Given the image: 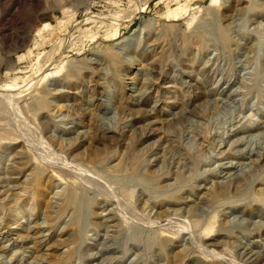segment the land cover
<instances>
[{"label": "rangeland", "instance_id": "rangeland-1", "mask_svg": "<svg viewBox=\"0 0 264 264\" xmlns=\"http://www.w3.org/2000/svg\"><path fill=\"white\" fill-rule=\"evenodd\" d=\"M0 162V264H264V0H0Z\"/></svg>", "mask_w": 264, "mask_h": 264}, {"label": "bare ground", "instance_id": "bare-ground-1", "mask_svg": "<svg viewBox=\"0 0 264 264\" xmlns=\"http://www.w3.org/2000/svg\"><path fill=\"white\" fill-rule=\"evenodd\" d=\"M88 34H89V33H88ZM87 38H88V37H87ZM63 44H64V43H63ZM48 59H49V58H48ZM43 67H44V66H43ZM40 69H41V68H39V70H40ZM40 72H42V71H40ZM38 73H39V72H38ZM36 74H37V73H36ZM45 74H46V73H45ZM45 74L41 76V79H39V83L43 82L44 78L47 76V75H45ZM38 76H39V75H38ZM34 78H35V77H34ZM34 78H33V79H34ZM36 78H38V77H36ZM34 80H35V79H34ZM34 80H33V81H34ZM33 81H32V82H33ZM36 81H37V80H36ZM37 82H38V81H37ZM32 84H34V83H32ZM28 85H30V84H28ZM30 86H31V85H30ZM17 87H18V86H17ZM27 87H28V86H27ZM9 90H10V88H9ZM11 90H12V89H11ZM13 91H15V90H13ZM19 91L21 92V89H20ZM11 92H12V91H11ZM22 92H23V89H22ZM14 93H15V92H14ZM14 93H12V95H13ZM22 95H23V94H22ZM40 100H43V99L40 98ZM59 143H60V142H59ZM1 165H2V162H0V166H1ZM2 167H3V166H2ZM67 194H68V195H66V196H67V199L71 201V200L74 198V195H75L74 192H73V191H70V192L67 193ZM76 197H77V196H75V198H76Z\"/></svg>", "mask_w": 264, "mask_h": 264}]
</instances>
